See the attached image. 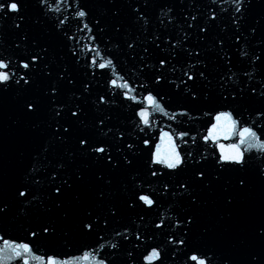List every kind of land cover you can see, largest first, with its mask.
Segmentation results:
<instances>
[{
  "label": "snow or ice",
  "instance_id": "6c2138e0",
  "mask_svg": "<svg viewBox=\"0 0 264 264\" xmlns=\"http://www.w3.org/2000/svg\"><path fill=\"white\" fill-rule=\"evenodd\" d=\"M154 3L0 0V110L11 104L6 127L19 144L10 156L0 140V225L13 206L28 225L26 240L0 235V264H137L142 246L141 264H264V57L241 44L259 34L264 46V13L250 20L253 0H170L161 16L179 31L149 40ZM237 53L251 67L245 86L233 79ZM196 110L211 117L203 150L183 127ZM125 212L135 213L128 223ZM74 238L86 244L79 256L33 249Z\"/></svg>",
  "mask_w": 264,
  "mask_h": 264
},
{
  "label": "water",
  "instance_id": "95a60500",
  "mask_svg": "<svg viewBox=\"0 0 264 264\" xmlns=\"http://www.w3.org/2000/svg\"><path fill=\"white\" fill-rule=\"evenodd\" d=\"M89 3H93V0H88ZM205 4L210 3V0H204ZM170 4V0H155V3L153 5V7H151L150 9H148V16H149V24L147 26V32L149 33V40L151 39V35L150 33H157V34H161L162 38L166 37L169 33H176L179 31L178 26L174 27V25H178L177 21H173L172 24L168 23V18L166 16H161V11H166L167 6ZM164 6L163 9L161 8V6ZM223 7L227 8L228 4L224 3L222 5ZM103 8L98 7V6H93V12L95 15L99 16L101 15V13L103 12ZM122 17H121V22L125 24V26L127 27L130 23L129 21V10L127 9V7H123L122 8ZM264 13V0H253V9L252 12L250 13V20L254 21L255 18L258 17L259 14ZM29 15L31 16H35V10H31L29 13ZM55 15V14H53ZM62 15H70V13L65 10ZM108 19V23L111 24V18H106ZM161 20L164 21L163 24H161ZM12 21L8 20L7 21V30L9 31V35L10 36H14V31L12 30ZM29 27H31L33 29V31H35V26L31 25L29 23ZM71 27L72 30L75 31L76 29V24L74 21L71 22ZM131 31L136 34V35H141V33L139 32L138 29H131ZM217 29L213 28L212 31V35L215 36L217 33ZM247 34V33H245ZM83 35V34H81ZM113 39V41L115 40H121L122 37L121 36H117L116 34L112 33V32H108L104 39ZM144 36L141 35V39H143ZM193 43H195V37L193 36ZM241 44L244 45V48L242 50H247L249 52V54H261L262 57H264V52H261V46L259 44V34L257 36V39L251 40L250 43L245 44L244 41H241ZM103 47V45H102ZM163 47V45H162ZM154 52V56L156 54L155 50H153ZM7 54V53H6ZM208 57L211 61H215V54L214 52H209L208 53ZM120 60L121 62H125L126 61V57L124 55L120 56ZM233 60L235 61V66L233 68V71L236 73V76L233 77L234 80H239L240 81V86H245L244 85V81L247 80V77H242V73L243 71L247 70V71H251V67L249 62L244 59L239 57V54L237 53L236 55L233 56ZM151 63V61H150ZM181 63H183V60H181ZM180 65H177V67H179ZM127 67H131V63L128 62L127 63ZM147 72V69L145 70ZM221 71H223V69H221ZM99 75V73H97ZM177 75H179V73H177ZM261 78L259 76H255L252 80V83H257ZM213 85H215V81H213ZM233 86V85H230ZM164 91L168 92L169 95H172V90L171 89H164ZM173 103L174 104H181V103H186V101L184 100L183 97L180 96H173ZM196 109H203L204 111H207L209 108H222L221 104L218 102H215L213 105L210 106H204V105H200V106H193ZM256 107H259L258 104H252L250 105L251 109H254ZM91 111V110H90ZM126 111V110H125ZM130 115V113H128ZM194 115L200 116L199 120L196 121H186L185 119V123L183 125V127L187 128V127H191L193 129V135H197V141L198 143L201 144V150L204 149V146L202 145V142L200 141V136L206 131V127L208 125V121L211 119L210 116L206 117L203 115V112L200 110H196L193 113ZM251 113H244L245 119H247V117L250 115ZM13 116V110L11 107V104L9 103L8 107L6 109L0 110V133H2V135H0V140H2L6 145H7V149L9 152V155L12 156L15 154V150L17 147H19L18 142L16 141V139L13 137V135L11 134V132L7 129L6 125L11 123V120L9 119V117ZM14 118V117H13ZM253 118H255V116H253ZM153 119H158L161 122V126H163L166 123H170L169 121H166L164 118L155 116L153 117ZM173 127H175V125H173ZM157 132L154 131L152 133L153 137L155 138ZM261 138L264 139V133L261 134ZM221 143L224 144H229V143H233L235 142L234 140H221ZM191 143V142H189ZM25 150L26 153L28 151H31V147L27 144L22 145ZM193 148H195V145L192 146ZM25 163H27V160H25ZM14 174L17 176L22 175V167L21 166H17L14 169ZM38 194H42L40 192H38ZM161 212H163L165 215H170L169 212H167L165 210V208H161L160 210ZM135 217V213H128L125 212L124 213V217H123V223H128V217ZM156 213L153 212L152 216L149 218H146L148 225H149V230H151V220L155 219ZM17 217V209L16 206H13L12 211L10 212L9 216L5 219L4 223L2 225H0V235H3L5 239H15V240H26L27 239V222L24 220L23 217H20L19 219L16 218ZM115 228H121V225H114ZM113 233L110 231L107 234L106 239H112ZM116 239H119L118 237ZM90 242V241H89ZM112 242H115V240H112ZM154 242H159V241H154ZM86 247V244L84 241H78L75 238L73 239V241L69 244H65L63 239H58L56 242L53 243H49L47 241H39L36 242L35 244H33V249L34 252H36L37 255H41V256H45L47 257L48 255H57L61 258H65L68 256H79L82 254V249H84ZM144 251L143 246L141 247V249L139 251H137L136 253V261L137 264H141V260H140V253ZM15 264H20L19 261L15 262ZM33 264H39L38 261H33ZM166 264H168V262L166 261ZM180 264H183V262L181 261Z\"/></svg>",
  "mask_w": 264,
  "mask_h": 264
}]
</instances>
